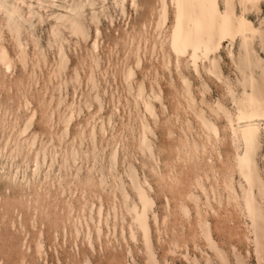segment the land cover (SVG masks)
I'll return each instance as SVG.
<instances>
[{"label":"rangeland","instance_id":"1","mask_svg":"<svg viewBox=\"0 0 264 264\" xmlns=\"http://www.w3.org/2000/svg\"><path fill=\"white\" fill-rule=\"evenodd\" d=\"M40 1L46 7V12L42 11L44 20L40 22L34 13L17 39L0 27L2 41L13 58L18 44L27 48L24 68L16 62L11 74L8 72L0 81V171L12 175L14 184L21 185L24 191L16 198L1 194L0 264H85L86 261L90 264H146L140 240L134 242L129 237V218L125 215L122 219L119 205L116 214L111 207L118 179L124 181L133 196L126 176L130 167L151 186L153 210L158 215L160 230L157 232L152 218L149 224L159 261L162 264L165 260L169 264H187L183 257L185 250L181 247L183 239L188 242V255L202 261L201 250L207 249L198 237L192 219L194 214L186 221L178 214L177 207L181 200L186 201L193 213V203L186 198L190 193H196L204 208L205 196L193 180L199 177L206 185H215L227 172L226 157L232 155L229 130L225 118L216 115L211 108L221 102L233 110L228 87L239 89L240 74L236 65L240 64L245 70L238 38L231 46L228 41L223 42L215 55L221 80L203 68L196 76L183 60L179 69L175 67L174 56L167 44L172 23L171 7L163 23L159 19V0H136L134 8L131 0H123L124 11L120 7L122 0H94L93 9L100 19L99 48L92 52L93 25H89L90 36L86 41L64 30L63 46L68 61L60 67L59 44L49 41L48 31L50 23L54 22L52 15L64 10L56 5L63 3L60 0ZM31 4L37 5V0H32ZM236 10L238 13V7ZM89 12L86 7L83 14L89 17ZM246 17L264 33V2L258 13L251 12ZM2 18L0 14V21ZM229 51H232V57ZM36 59L40 63L37 64ZM250 64L253 74L261 81L264 43L257 39L251 44ZM129 69L134 71V77L130 79L127 77ZM178 71L190 82L195 99L192 107ZM1 72L0 69V75ZM88 73H92V79ZM141 82L146 95L161 90V99H152L156 117L150 116L136 97V87ZM199 110L217 127V139L214 136L208 138L207 131L199 124L194 112ZM33 112L35 116L27 124ZM142 119L151 128L148 139L152 144V157L138 148ZM66 123L68 129L65 132ZM26 140H33V145L28 147ZM72 151L76 153L74 158ZM113 152L116 153L114 162L110 158ZM218 152L222 153L223 162L217 159ZM210 162L218 170V180L208 166ZM258 164L264 176V140ZM168 175L179 177L182 183L169 187L161 179ZM87 178L91 179V186L84 185ZM46 192H49L48 197ZM116 196L120 198L118 192ZM210 200L223 220L214 237L227 252L230 264H234L233 248L244 258L245 264H257L244 239L243 219L233 205L224 202L219 206L213 195ZM167 201L171 215L163 224L162 219L168 211ZM100 206L102 232L97 237L93 220L98 221ZM45 212L57 214L61 223L56 226L53 219L45 217ZM209 216L215 222L216 219ZM41 230L43 247L37 254L34 246ZM158 233L162 236L160 242ZM173 241L180 247L171 252L169 245ZM21 258L24 259L22 263Z\"/></svg>","mask_w":264,"mask_h":264},{"label":"bare ground","instance_id":"2","mask_svg":"<svg viewBox=\"0 0 264 264\" xmlns=\"http://www.w3.org/2000/svg\"><path fill=\"white\" fill-rule=\"evenodd\" d=\"M50 1L55 2V0ZM60 1L63 4H57L56 6L64 10H60V12L52 15L54 22L50 23L48 32L50 36L49 41L59 44L58 65L60 67H63L68 61V55L65 52L63 46L64 30L68 31L70 35H74L86 41L90 36L89 25H93L95 37L91 44L92 52H95L97 48H99L98 37L101 33V30L100 19L93 9V6L95 4L94 0ZM101 1L104 2L105 0ZM159 1V19L161 22L165 23L169 15V8L171 7L172 9V23L167 36V44L169 50L174 56L176 69H179L180 62L183 60L185 61L187 67H190L194 71L195 75H198L200 68H203L206 72H208V74H211L214 77L220 79L222 73L217 62L218 58L216 59L215 55L223 42L228 41V44L231 46L236 38H238L239 40V44L241 49L243 50V56L245 60V70L241 68L240 64L236 65L240 74V77L237 80V86L239 89L228 87V95L230 96L231 102L233 104V110L230 111L221 102H216L214 108H211V111H213L216 115H222L225 118L226 125L229 130V141L232 148V155L230 158L226 157V160L228 161V164L226 166L227 172L222 175L221 182L216 181L215 185H206L203 179L199 177H196L193 180V184L195 185V187L200 189L205 196L206 204L204 208L201 207V198L196 193H190L186 198L188 201L193 203V213L191 212V209L186 201L181 200L177 207L178 214L182 219H185L186 221H190L192 215L194 214V218L192 219H194L195 227L199 232L198 237L202 240L207 250L205 252L203 251V249L201 250L203 252L202 261L197 256L190 257L187 253L188 242L186 239H183V243L181 245L182 249L185 250V254L183 257L187 264H230L227 252L214 237V234L216 233L215 230L218 229V227L220 226V222H223V220L220 218L219 211L213 207V205L215 204H211L210 198L211 195H213V199L218 203L219 206H221V204H223L224 202L233 205L234 209L237 212V215L243 219L244 239L251 248L257 264H264V176L258 164V155L262 147V142L264 140V119H262V117H264V111L261 110V105L264 104V66H260L263 71V75L261 81H258V79L253 74L252 66L250 64L251 44L255 39L259 40L261 43H264V35H262L258 28H256L253 23L246 17L248 13H258L261 9V3L264 2V0H255V7L252 6V0ZM31 2L30 0H0V5H3V7H0V14L3 15V18L0 21V27L5 28L16 39L18 38L21 29L24 28V24L30 21L34 13L38 15L40 22L44 20L45 13L43 14L42 11L46 12V7L40 0H37V5L35 6H33ZM130 3L133 8L137 6L136 0H131ZM204 3L216 5V11L221 17V22L225 11H227L233 22L232 31L226 37L221 38V32L218 25L214 32L209 33L205 31L202 33L200 38V45L202 47H200L199 50L197 48L184 49L183 41L188 39L190 33H196L198 25L204 19L207 10L200 7V5ZM220 3L222 4V8L220 7ZM225 4L230 5V7L228 9H225ZM178 5H182L183 7H178ZM86 7L90 9L89 17H86L83 14ZM120 7L121 10L124 11L123 0L120 3ZM237 7L239 9L238 13L236 10ZM36 8H38L41 12L36 10ZM178 16L181 18V27L179 31L177 28ZM85 21L87 22V24ZM174 39L176 40L177 48L180 49L179 56L177 55V48L173 47ZM32 43L36 48L37 43L34 39L32 40ZM26 49L23 45L18 44L17 50L15 49L16 57L14 56L13 58L10 55L7 47L4 45L0 36V69L2 70L0 81L4 79L8 72L11 74L16 62H18L19 65L23 66L24 68L27 59ZM185 51L187 52L186 55L184 54ZM194 52H196L195 60L193 59ZM229 55L231 57L233 56L232 51H229ZM32 60L34 61V59ZM93 61H96L95 56H93ZM38 62L39 61H37L36 59L37 64ZM137 63L139 64L140 60H138ZM178 74L182 81L184 92L188 98V104L190 107H192L195 104V99L192 95L190 82L186 77L183 76L180 71H178ZM88 76L89 79H92V73H88ZM132 76L134 77V71L132 69H129L127 77L130 79L132 78ZM18 84L20 83L18 82ZM136 97L143 104L144 109L147 111V113L152 117H156L155 107L152 99L160 100L161 90H159L158 93L152 92L151 95H146L144 84L141 82L137 84ZM252 100L255 101L254 105L250 102L246 103V101ZM24 107L26 108L25 104ZM194 112L201 127L207 131L208 138L214 136L217 139L219 136L218 129L215 124L206 117L205 113L202 110ZM242 114L252 117L251 121L242 120ZM34 116L35 112L31 113V116L26 123L28 124L32 120V118H34ZM229 117H231V119ZM250 126L256 129L255 144L254 149L248 156H246L244 129ZM140 128L141 131L138 139V148L142 152H148L149 156L152 157V144L148 139V133L151 132V128L149 127L145 119L141 120ZM67 129L68 128L66 123L65 132L67 131ZM24 130L22 132H24ZM26 142L28 147H31L33 145V140H26ZM192 145L197 149V145L195 143H193ZM71 155L74 158L76 153L72 151ZM110 158L111 161L114 162L116 160V153H111ZM217 159L222 162L224 161L221 152H218ZM208 166L214 173L216 180H218V175H216L218 173V170L215 168V165L210 162ZM126 176L129 181V189L132 191L133 196H131V194L127 190L124 181H122V179H118L115 190L112 194L113 198L111 207L116 214L119 205L122 211V219H125V215L129 218L127 225L129 237L134 242L140 240L143 247V253L146 258V264H162L155 252V247L151 237V228L149 224V219L152 218L156 225L157 232L160 230L158 226V215L153 210L154 201L150 195L151 186L145 178L141 179L136 170L132 167L128 169V171L126 172ZM205 177L208 178V175L205 174ZM13 179L14 177L12 175H9L4 171H0V186L2 189V192H0V200L2 199L1 194L10 196L12 198H16L24 194L22 186L14 184ZM161 179L165 181V183L171 188L177 187L182 183L180 178L174 175H168L165 179L161 177ZM100 182H102V179H100ZM84 185L91 186V179L87 178L84 182ZM117 192L119 193L120 198L116 196ZM48 193L49 192H46L45 196L48 197ZM44 198L46 199V197ZM55 199L56 197L53 196L54 201ZM167 210L168 211L166 215L162 219L163 224L169 220L171 215L168 201ZM210 214L212 215V218L216 219L215 222H212V219L209 218ZM97 215L98 221L93 220V223L95 225L97 237H100L102 232L100 226L101 206L98 209ZM45 217L48 220L53 219V223L56 226L61 220L57 217V214L54 213L47 214V212H45ZM60 223L61 222H59V224ZM87 230V238L88 240H90L89 226H87ZM160 234L158 237L159 242L161 241L162 237ZM41 236L42 230L39 232L34 246L35 252L37 254H40L42 252L43 246L40 240ZM25 241L27 240L25 239ZM89 245L90 247H92L90 241ZM178 247H180V244L173 241L171 242V245H169V251ZM209 252H211L212 255L209 254ZM128 255L132 257L130 250H128ZM232 256L234 259V264H245L244 258L240 254H238L234 248L232 249ZM22 262H24L23 258H21V263ZM85 264H90V262L86 261ZM126 264L129 263L126 262ZM163 264L169 263L167 260H165Z\"/></svg>","mask_w":264,"mask_h":264},{"label":"snow or ice","instance_id":"3","mask_svg":"<svg viewBox=\"0 0 264 264\" xmlns=\"http://www.w3.org/2000/svg\"><path fill=\"white\" fill-rule=\"evenodd\" d=\"M252 6L255 7V0H252ZM0 7H3V5H0ZM178 7H183V6L178 5ZM200 7L206 9L207 12L205 13L203 21L198 25L196 33L194 34L190 33L188 39L183 41L184 49L197 48L199 50V48L202 47L200 45V38L202 33L205 31L212 33L216 30L218 25L221 32V38L226 37L232 31L233 22L227 11H225V14L221 22V17L216 11V5L204 3L201 4ZM224 7L225 9H228L230 5L225 4ZM180 27H181V18L178 16V21H177L178 31L180 30ZM262 35H264V33H262ZM173 47L177 48V43L175 39L173 40ZM184 54L186 55L187 52L185 51ZM177 55L178 56L180 55L179 48H177ZM195 58H196V52L193 53V59L195 60ZM248 102L252 103L253 105L255 104L254 100L246 101V103ZM261 110L264 111V104L261 105ZM229 118L231 119V117ZM241 119L251 121L252 117L245 116L244 114H242ZM262 119H264V117H262ZM255 134H256V129L251 126L244 129V143L246 145V153H245L246 156H248L251 153V151L254 149Z\"/></svg>","mask_w":264,"mask_h":264}]
</instances>
